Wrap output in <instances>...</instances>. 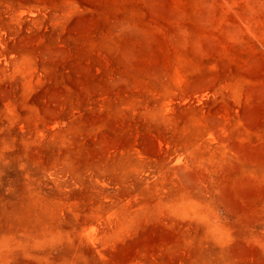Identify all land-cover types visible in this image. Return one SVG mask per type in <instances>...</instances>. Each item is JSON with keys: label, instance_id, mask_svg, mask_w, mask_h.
<instances>
[{"label": "rangeland", "instance_id": "374dc122", "mask_svg": "<svg viewBox=\"0 0 264 264\" xmlns=\"http://www.w3.org/2000/svg\"><path fill=\"white\" fill-rule=\"evenodd\" d=\"M0 264H264V0H0Z\"/></svg>", "mask_w": 264, "mask_h": 264}]
</instances>
